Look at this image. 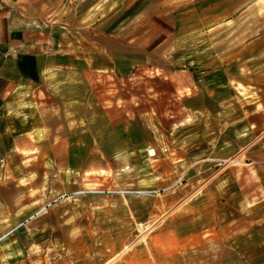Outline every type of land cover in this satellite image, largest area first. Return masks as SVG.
Masks as SVG:
<instances>
[{"label":"rangeland","instance_id":"rangeland-1","mask_svg":"<svg viewBox=\"0 0 264 264\" xmlns=\"http://www.w3.org/2000/svg\"><path fill=\"white\" fill-rule=\"evenodd\" d=\"M150 1L0 0V11L73 23L83 14L94 19L101 7L128 19L137 12L134 22L141 23ZM262 20L249 16L245 29L235 27L229 36L234 45L220 50L224 58L214 77L196 89L176 91L161 69L147 65L129 76H107V97L122 101L135 123L123 136L135 133L148 143L117 155L113 170L88 172L74 193L49 199L45 185L20 195L18 187L2 184L0 173V264H83V257L90 264H163L170 258L175 264H212L227 253L221 243L242 236L243 216L246 230L264 225V46L247 52L240 41L252 42ZM178 148L183 154L172 152ZM27 165L31 180L41 175L36 161ZM49 176L44 174L46 182ZM210 192L216 205L229 203L234 233H201L199 199ZM25 199V210L19 209ZM72 204L74 216H57ZM83 210H90L87 233ZM83 240L90 241L89 252ZM72 241L74 251L67 248ZM197 242L208 243L207 249H196ZM185 243L192 245L187 249Z\"/></svg>","mask_w":264,"mask_h":264},{"label":"crops","instance_id":"crops-1","mask_svg":"<svg viewBox=\"0 0 264 264\" xmlns=\"http://www.w3.org/2000/svg\"><path fill=\"white\" fill-rule=\"evenodd\" d=\"M4 11H0L2 184L18 187L25 196L30 187L40 191L47 185L50 199L74 193L88 172L113 170L117 155L130 147L138 152L134 146L148 143L135 133L123 136L135 129V123L127 119L122 101L107 97V76H129L136 67L147 65L161 69L176 91L196 89L214 77V67L224 58L220 50L234 45L229 36L235 27L245 29L249 16L264 19V0H152L141 23L134 22L137 12L128 19L118 9L108 15L101 7L94 19L89 21V15L83 14L73 23L67 18L48 20ZM258 28L252 42L249 37L240 39L247 52L252 45L264 46V21ZM261 68L264 72V63ZM138 123L139 119V131ZM172 152L183 154L181 148ZM259 152L264 156L262 149ZM32 161L42 173L31 180L27 164ZM48 172L53 177L46 182ZM199 200L205 214L201 233L235 232L227 201L216 205L212 192ZM25 207L26 199L19 209ZM74 212L72 204L57 216H74ZM83 217L87 233L90 223L85 218H90V210H83ZM245 222L243 216L242 236L221 243L227 253L212 264H264V225L252 231L249 226L246 230ZM185 245L188 249L192 244ZM207 245L197 242L195 248L207 249ZM75 246V241L67 243L69 250ZM82 248L89 252L90 241L83 240ZM83 258V264H90ZM163 264L175 263L170 258Z\"/></svg>","mask_w":264,"mask_h":264},{"label":"bare ground","instance_id":"bare-ground-1","mask_svg":"<svg viewBox=\"0 0 264 264\" xmlns=\"http://www.w3.org/2000/svg\"><path fill=\"white\" fill-rule=\"evenodd\" d=\"M150 156H155V152L153 150H150ZM101 173H104V171H101Z\"/></svg>","mask_w":264,"mask_h":264}]
</instances>
